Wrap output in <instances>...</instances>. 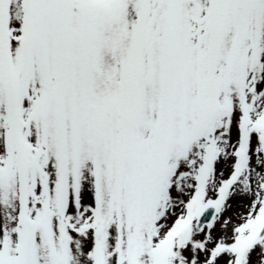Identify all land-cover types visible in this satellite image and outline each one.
<instances>
[{
    "label": "snow or ice",
    "instance_id": "1",
    "mask_svg": "<svg viewBox=\"0 0 264 264\" xmlns=\"http://www.w3.org/2000/svg\"><path fill=\"white\" fill-rule=\"evenodd\" d=\"M0 264H264V0H0Z\"/></svg>",
    "mask_w": 264,
    "mask_h": 264
}]
</instances>
